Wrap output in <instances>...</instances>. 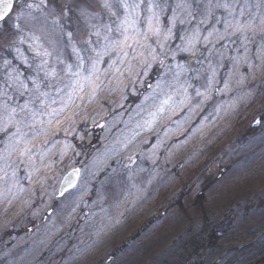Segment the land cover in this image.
<instances>
[{
    "label": "rangeland",
    "instance_id": "1",
    "mask_svg": "<svg viewBox=\"0 0 264 264\" xmlns=\"http://www.w3.org/2000/svg\"><path fill=\"white\" fill-rule=\"evenodd\" d=\"M57 5L71 8L60 23L78 48L87 38L80 8L100 13L93 24L109 22L101 0H52ZM197 26L198 19L182 27L190 34ZM199 27L200 42L190 52L172 54L182 45L178 38L165 52L155 37L148 41L154 53L136 45L109 49L95 83L81 81L83 91L56 96L52 107L64 109L61 130L47 143L36 141L30 159L9 155L0 143V264H264V67L254 55L258 43H249L245 53L239 34L208 37L214 29L224 33L223 22ZM12 39L0 38V92L10 71L4 60L25 67L5 46ZM20 48L31 58L28 44ZM245 55L255 67L234 71ZM213 69L214 89L200 104L194 89ZM175 72H181L178 81ZM188 78L191 101L180 89ZM77 166L82 173L76 186L58 198L62 177Z\"/></svg>",
    "mask_w": 264,
    "mask_h": 264
},
{
    "label": "snow or ice",
    "instance_id": "2",
    "mask_svg": "<svg viewBox=\"0 0 264 264\" xmlns=\"http://www.w3.org/2000/svg\"><path fill=\"white\" fill-rule=\"evenodd\" d=\"M51 5L52 0H0V38L11 39L15 36L11 44L5 46L14 49L16 58L25 66L21 69L11 60H4V67L10 71L6 73L5 90L0 92V133L5 134V141L0 143H5L9 155L18 153L21 160L26 156L31 158L37 147L36 141L47 143L50 134L61 130L59 117L64 109L52 107L57 102L56 96L66 89L74 91L79 88L83 91L81 81L95 83L99 65L104 62L103 57L110 54L109 49L124 51L136 45L146 46L154 53L155 49H151L148 41L155 37V43L165 52L171 50L169 42L177 38L182 45H178L172 54L175 55L177 51L190 52L200 42L199 25L215 20L217 24L223 22L225 32L214 29L208 33V37L215 33L224 39L225 35L239 34L245 53L250 51L249 43H258L254 55L264 67V0H101V8L109 14V22L102 26L91 23L93 18H101L100 13L89 14L87 8H80L79 14L84 19L87 36L80 41L86 46L84 48L77 47L73 33L66 32L60 23L61 17H66L71 8ZM56 7L60 8V13H57ZM221 9L226 15L216 16V11ZM197 19L198 26L189 34L190 30L182 26L190 25ZM101 27L105 30L102 45ZM89 28L95 30L87 31ZM257 35L260 37L258 42L255 41ZM93 36L97 38L95 42ZM208 37L205 38L206 43ZM65 39L68 43H65ZM23 44H28L29 51L33 53L31 58L22 52L20 45ZM82 52L87 55H82ZM69 56L75 59L70 62ZM153 59H156L155 55ZM243 64L255 67L252 57L245 55L233 64L234 71L238 72V65ZM182 67L177 65V68ZM180 76L181 72L174 73L175 80L178 81ZM215 77L213 69L212 76L205 77L201 85L204 90L201 91V87L194 89L195 96L201 98L200 104L210 99ZM190 79L180 85L187 101L193 99L188 94V89L193 87ZM157 87H160L159 83ZM227 87L226 83L225 89ZM9 88L12 89L11 94L7 90ZM20 97H26L23 103H20ZM15 176L16 172L13 171V179ZM76 176H79V170L73 169L69 177ZM66 184L73 186V180L66 178Z\"/></svg>",
    "mask_w": 264,
    "mask_h": 264
},
{
    "label": "water",
    "instance_id": "3",
    "mask_svg": "<svg viewBox=\"0 0 264 264\" xmlns=\"http://www.w3.org/2000/svg\"><path fill=\"white\" fill-rule=\"evenodd\" d=\"M73 169H78V170H79V176H76V177H69V173H71V172L73 171ZM80 174H81V168H80V167H75V168L70 169V170H69V171L63 176V178H62V180H61V182H60V185H59V189H58V195H57L58 198L62 196L61 192H63V194H64L66 191H68V190H70V189H72V188H74V187L76 186V184H77V182H78V179H79V177H80ZM66 178H67V179H72V180H73V186H69V185L66 184ZM64 189H67V190H64Z\"/></svg>",
    "mask_w": 264,
    "mask_h": 264
},
{
    "label": "trees",
    "instance_id": "4",
    "mask_svg": "<svg viewBox=\"0 0 264 264\" xmlns=\"http://www.w3.org/2000/svg\"><path fill=\"white\" fill-rule=\"evenodd\" d=\"M202 195V192H201V194H200V196Z\"/></svg>",
    "mask_w": 264,
    "mask_h": 264
}]
</instances>
